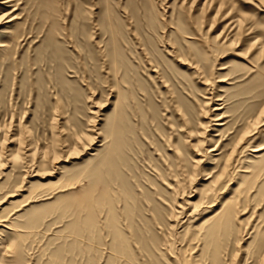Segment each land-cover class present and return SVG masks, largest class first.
<instances>
[{
    "label": "rangeland",
    "instance_id": "rangeland-1",
    "mask_svg": "<svg viewBox=\"0 0 264 264\" xmlns=\"http://www.w3.org/2000/svg\"><path fill=\"white\" fill-rule=\"evenodd\" d=\"M218 3L246 26L230 46L222 36L232 38L231 20L219 15L212 22L215 11L203 15L194 0L0 1V14L16 17L0 24V137L6 136L0 146V264H131L118 255L124 242L129 255L137 254L131 255L136 264H167L145 257L143 240L159 244L171 224L174 250L188 264V252L177 250L187 244L189 227L218 209L223 196L200 200L207 173L217 170L246 128L236 169L246 159L249 173L259 168L235 194L244 196L243 211L220 231L214 248L205 240L200 264H264V156L251 158L254 145L264 147V114L253 123L264 107V0ZM174 49L196 68L179 62ZM217 113L225 117L215 121ZM19 130L25 143L13 160ZM115 134L120 149L112 154ZM80 135L84 144L73 154L70 144ZM201 138L206 142L196 147ZM214 146L213 161L205 150ZM106 162L123 236L105 230L103 243L86 249L73 243V217L64 207L90 187L101 192L103 181L91 172L107 169ZM234 174L220 191L234 187ZM193 205L198 214H191ZM170 208L180 212L177 219Z\"/></svg>",
    "mask_w": 264,
    "mask_h": 264
},
{
    "label": "bare ground",
    "instance_id": "bare-ground-1",
    "mask_svg": "<svg viewBox=\"0 0 264 264\" xmlns=\"http://www.w3.org/2000/svg\"><path fill=\"white\" fill-rule=\"evenodd\" d=\"M0 1H1V4H4V5H8L9 3L12 2V0H0ZM194 1L197 2L198 5L200 4V6H201L200 11L202 12L203 15H204V13H207L208 11H211V10L215 11L214 15L212 17H210L212 22L217 20V17L219 15H221L223 17V19L229 18L231 20L229 26L232 27V30L234 32L232 38H229L225 35L222 36L223 43L227 44V46L228 45L230 46L233 43H235L236 36L240 37L243 34V32L246 30V26L244 25L242 20H240L239 18H231L230 17L231 16L230 11H228V12L226 10L224 11L222 3L215 4L216 0H203L202 3L198 0H194ZM11 14H13V13H10V12L4 13L3 12L2 14H0V16L4 17V19L0 20V24L6 18H9V19L5 22H10V21L14 20L16 17L14 15H11ZM11 16H12V18H11ZM197 19H198V17H197ZM256 43H257V41H255L253 43V45H256ZM259 50L262 51V46L259 48ZM171 51L174 55H176V58L179 56L177 54L178 52H176L175 49H174V51L173 50H171ZM256 54H258V53L256 52ZM178 61L181 62L182 64H187L188 66L193 65V63L187 61L186 59H182L180 57H178ZM194 65H196V63ZM194 67L196 68V66H194ZM205 80L208 81V79H205ZM218 81L220 82V81H222V79H219ZM216 100H221V99L217 98L214 101H216ZM211 108H210L211 111L221 109L220 107L219 108L217 107L214 109H211ZM263 114H264V107L261 109L259 114L253 119V123L255 125H258L261 123L259 121H260L261 116H263ZM214 116L216 117L214 119L215 121H220L225 117L222 113L214 114ZM208 123H210V119H209ZM223 124L224 123H220V124L218 123L217 126H221ZM2 131H3V129H2ZM205 131L206 130H204L200 133H205ZM191 132H193L192 129H190L188 133H191ZM248 132H249V130L247 128L245 130H243L241 132V134L239 135L235 144L230 149V151L225 155L223 163L211 175H210V172L207 173L208 174V177L206 178L207 182L204 185L203 190L200 192V194H201L200 200L204 202V201L209 200L211 198H213V199L217 198L219 196V194H223V196L220 197L221 202L219 203L218 209H216V210L213 209L210 214H207V215L200 217L189 227V237L187 240V244L183 248H180L177 250V251H181V252L182 251L188 252L187 261H190L188 264H200L201 253H202L201 251L204 250L205 243H206L205 240L207 239L209 244H212V246L214 248V246L217 242L218 234L220 233V231L223 229H226L228 227V225L231 224L233 218L237 215V213H240L243 211V209L241 211H238V206L242 203V201H243L242 199L244 196L239 194V196L235 197V194H237V192H241V193L243 192V189H241L242 188L241 187L242 182H244V179L248 176V174H250V176H253L255 174V170L259 168V167H256L255 169H253V171L251 173H249L250 172V166L248 165V163H251L252 161H251V159H246L244 161L245 164L243 166L239 167L238 169H236V165H235V163H237L236 156L239 153H241L244 149H246V147H244L243 144L247 143V138L249 136ZM196 134H197V132H196ZM22 136H23V133H22V131L19 130L18 137L16 139H14L15 146H16L15 151H12L10 154V157L13 160H17V159L21 158L22 151H23V145L25 143ZM84 137L85 136H82V135L73 137V141L70 144L71 153L74 154V153L80 152V149H81L80 147L83 146L84 141H85ZM89 140H90V137H89ZM204 141L205 140H203V138L198 139L195 146L200 147V143L204 142ZM5 142H6V136H5V134H3L0 137V146L1 147L4 146ZM109 146L111 147V151L113 152L112 154H114L115 152H118V150L120 149V143H118V134L115 136L114 140L111 141V144ZM263 149H264V147L262 146V144L254 145L253 148L251 149V152H253L254 155L251 158L252 159L253 158L258 159V158L263 157L264 153L260 154V152ZM216 150H218L216 148V146H214L210 150H208V149L205 150V152L207 154H209L208 158L210 160L214 161V155L212 154V151H216ZM31 151H32L31 155L35 156L36 147H33L31 149ZM1 154H2V152H0V156H1ZM42 156H43V158H46L48 156L47 152L44 151L42 153ZM106 163H107L106 166L108 165L107 169L101 170V169L94 168L91 172L92 179L97 180V181L98 180L103 181V183H102L103 187L101 189V192L94 194L93 192L90 191L91 190V187H90V189L88 190L89 192H87V196H85V197L82 196L79 199H76L72 202L66 203V205L64 207V210L71 211V213H72L73 218H72L71 222L69 223V229H70V234H71L70 236H72L74 239L73 243H80V244L85 243L86 249H87V245L91 249H93L95 246H97L99 244L98 241H100V240L102 241V238L104 237V236H102V234L105 230H107L106 231L107 234H108V230H109L112 237L117 238V237L123 236V234H121V232H120L122 229L119 231L120 227L118 228V226H117L118 220L116 218V216H117L116 212H121V211L117 210L116 207L114 206V202L116 200L115 194L113 192V182L114 181L112 178H109V176H108L109 171L112 170V168H111L112 166H111V164H109V162H106ZM106 166H105V168H106ZM235 169L238 170V171H236V174H234ZM232 172L234 175H236V177L233 175L232 179L230 180L231 181L230 184L234 185V187H232V189L229 190L231 192H229V191L226 192L225 190L220 191V186L222 185L224 179L228 178L227 176L231 175ZM106 174L108 177L105 176ZM92 179H91V181H92ZM184 191L185 190L183 189L182 194H184ZM119 193H120V191H119ZM120 195L123 196L122 194H120ZM56 199H58V197ZM175 209L176 208H170L169 216L177 219L180 212L175 211ZM197 211H200V210H198L196 208V205H193V209L191 211V214H193V213L198 214ZM242 214H244V213H242ZM130 225H127L126 228L130 229V227H129ZM173 227H174V225L171 224L170 231L168 232V234L166 233L162 236L161 242L159 244L158 243L155 244V243L151 242L152 241L151 238H150L151 241H150V239L147 240V238H148V236H147L146 240H143L144 244L142 242V244L146 246V248L143 246V249H144V252L146 253L145 254L146 256L144 255V252L141 251L143 253V256L147 257V255H148L151 258L155 257V258L161 259V260H163L162 263L165 260L167 262V264H181L180 263L181 262L180 253L176 252L174 250L175 235L173 233V230L171 232V229H173ZM4 229L6 231H9V232L13 231V229H11L9 227H4ZM132 230H134V234H135V229L133 228ZM140 232L142 234L141 230H140ZM122 233L125 234V232H122ZM12 235H14V234H12ZM17 236L18 235H14L12 237L16 239ZM125 236H127V233L125 234ZM133 236L134 235L131 234L132 239H134ZM136 238H137V236L135 237V239ZM119 239H121V238H119ZM126 241L128 242L129 240L127 239ZM138 241H139V243L141 242L140 240H138ZM119 242H120V240H119ZM202 242H203V245L201 246ZM101 243H103V242H101ZM111 243H112V241H111ZM124 243H122V247L120 248L121 253H118V255H122V254L125 255V257H128L127 258L128 262L131 264H134L135 261H134L133 256L134 255L137 256V254H133V251H132L133 256H131L132 254L129 255V253H130L129 249L126 252V247H125ZM131 243H132V240H131ZM136 243H137V241H136ZM80 244H78V245H80ZM128 244L130 245L129 242H128ZM109 245H111V244L109 243ZM138 246H140V249H141V244ZM117 247L118 246H116V245L114 246V248H117ZM202 247H203V249H202ZM127 248H128V245H127ZM130 248H132V247H130ZM117 249H119V248H117ZM95 250H96V248H95ZM136 250H137V248H136ZM85 251H88V250H85ZM112 251H114V250H112ZM115 252H117V250H115ZM195 252L196 253L199 252V253L194 254ZM214 252L215 251H213V254H214ZM134 253H135V251H134ZM113 260H114V258H113ZM147 261H150V260H147ZM157 261H159V260H157ZM145 262H146V259H145ZM184 262H185V260H184ZM121 263H123V262H121ZM125 264H126V262H125ZM135 264H136V262H135Z\"/></svg>",
    "mask_w": 264,
    "mask_h": 264
},
{
    "label": "snow or ice",
    "instance_id": "snow-or-ice-1",
    "mask_svg": "<svg viewBox=\"0 0 264 264\" xmlns=\"http://www.w3.org/2000/svg\"><path fill=\"white\" fill-rule=\"evenodd\" d=\"M2 19H4V17L3 16H0V20H2Z\"/></svg>",
    "mask_w": 264,
    "mask_h": 264
}]
</instances>
